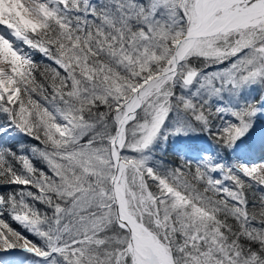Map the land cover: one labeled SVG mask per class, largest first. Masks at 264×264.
Returning a JSON list of instances; mask_svg holds the SVG:
<instances>
[{
  "label": "snow or ice",
  "instance_id": "6c2138e0",
  "mask_svg": "<svg viewBox=\"0 0 264 264\" xmlns=\"http://www.w3.org/2000/svg\"><path fill=\"white\" fill-rule=\"evenodd\" d=\"M0 264H264V0H0Z\"/></svg>",
  "mask_w": 264,
  "mask_h": 264
},
{
  "label": "rangeland",
  "instance_id": "374dc122",
  "mask_svg": "<svg viewBox=\"0 0 264 264\" xmlns=\"http://www.w3.org/2000/svg\"><path fill=\"white\" fill-rule=\"evenodd\" d=\"M257 159H258V158L254 157V158L252 159V162H256ZM20 230L23 231V229H20ZM25 234H26L28 237H30V238H32V239H35V237H33L30 233L25 232ZM6 259H13V257H7Z\"/></svg>",
  "mask_w": 264,
  "mask_h": 264
},
{
  "label": "trees",
  "instance_id": "16d2710c",
  "mask_svg": "<svg viewBox=\"0 0 264 264\" xmlns=\"http://www.w3.org/2000/svg\"><path fill=\"white\" fill-rule=\"evenodd\" d=\"M168 152H169L170 155L172 154L170 149L168 150ZM4 190L7 191V188H5ZM14 226H15V225H14ZM16 227H18V226H16ZM25 235H26V234H25ZM29 238H30V237H29ZM30 239H32V238H30Z\"/></svg>",
  "mask_w": 264,
  "mask_h": 264
}]
</instances>
